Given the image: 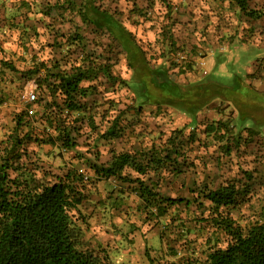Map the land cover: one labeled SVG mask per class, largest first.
Returning a JSON list of instances; mask_svg holds the SVG:
<instances>
[{"label": "rangeland", "instance_id": "1", "mask_svg": "<svg viewBox=\"0 0 264 264\" xmlns=\"http://www.w3.org/2000/svg\"><path fill=\"white\" fill-rule=\"evenodd\" d=\"M57 1L14 0L13 12L26 26L34 28L26 34L23 56L19 57L25 65L19 72L14 68L19 75L11 83L18 82L19 87L10 92L12 104L3 103L14 106L19 90L31 80L40 89L43 102L32 123L20 130L43 136L44 112H51L70 128L76 146L69 151L45 142L46 138H31L24 148L30 158L29 168L38 179L52 181L71 168L83 175L84 198L77 220L82 238L90 246L104 248L114 264H150L146 251L156 261L173 260L170 247L181 249V228L188 227L192 233L198 230L195 223L204 224L207 216V211H201L193 200L198 199L204 187L215 189L227 182L249 185L246 197L227 212L241 226L255 221L258 213L264 211V19H250L221 0H168V14L160 1L149 7L145 0H94L110 19L96 16L94 23L88 24ZM263 2L250 0L248 7L258 9ZM143 9L149 12L148 20L137 15ZM111 18L119 26L112 24ZM141 51L148 67L163 68L180 90L183 85L210 77L221 83L239 77L244 87L227 89L192 123L173 107L158 106L162 92L151 89L152 98L148 101L139 104L136 100L134 77L150 80L144 68L138 74L130 69ZM208 57L213 65L210 70L200 64ZM75 63L104 64L109 76L100 74L92 82H82L87 92L81 99V112H61L55 105L47 110L52 101H60L46 97L50 79H45L43 67L54 72V65H58L68 71ZM29 71L33 72L31 78L27 77ZM158 76L165 80L162 71ZM168 90L164 91L167 95L171 94ZM117 115L123 129L120 136L100 139ZM11 117L13 113H0V142L15 133ZM239 120H244L243 126L248 128L239 131L240 146L233 148L229 156L224 155L212 135L205 133V127L221 121L226 131L237 133ZM176 130L185 137L190 132L197 135L198 140L191 145L181 138L186 164L176 169L166 166L142 178L159 195L182 199L169 209L164 220H154L146 214L129 179H99L89 168L107 166L115 153L157 149Z\"/></svg>", "mask_w": 264, "mask_h": 264}, {"label": "trees", "instance_id": "2", "mask_svg": "<svg viewBox=\"0 0 264 264\" xmlns=\"http://www.w3.org/2000/svg\"><path fill=\"white\" fill-rule=\"evenodd\" d=\"M75 1L58 0L56 4L61 3L63 6L65 4L66 8H70V14L79 16L83 23L93 24L96 16L105 15L104 18L110 19V15L99 10L94 0H78L80 4H75ZM145 1L149 7L152 3L160 1L167 9L166 14L169 13L168 0ZM221 1L235 6L250 19L264 18V2L258 9H250L248 7L250 0ZM148 14L147 9L137 12V15L144 20H148ZM111 23L119 26V23L112 18ZM0 63L11 68L3 61ZM147 64L145 53L141 51L139 60L130 67L134 74H138L144 68L145 76L150 79L147 82L145 77H134L132 88L139 104L152 98L150 90L154 89L158 93L162 92L160 96L162 100L157 101L158 106L165 104L173 107L188 116L192 123L195 122L196 114L200 110L207 107L214 99L221 98L227 89L237 90L244 87L239 77L231 79L229 83H221L210 77L183 85L180 90V85L171 82L163 68H151ZM43 68L45 79L47 77L50 79L46 85L48 91L46 97L53 96L54 100L60 101V103L52 101L53 103L51 102L46 109L55 105L58 111L67 113H79L83 110L81 99L85 97L87 88L81 85L82 82H92L100 74L109 76L108 67L101 63L97 65L75 63L68 71L60 69L58 65H54L56 68L54 72L49 71L47 67ZM160 71L165 79L163 81L158 76ZM32 74L29 72L27 77L31 78ZM166 89H169L171 94L167 95L164 92ZM176 89L179 91L174 95ZM38 90L40 94V89ZM39 100L43 102V97L40 95ZM43 114L44 119L43 115L41 117L43 136L21 131L20 127L32 122L29 120L23 123L20 113L13 120L15 133L0 142V264H114L104 248L90 246L82 238L77 226L79 206L84 198L83 175L71 168L65 170L62 175L55 176L52 181H46L38 179L34 170L29 168L27 161L30 158L26 156L24 145L31 138L35 141L46 138L45 142L58 145L64 151L76 146L65 121H60L51 112ZM119 120V115L111 120L110 125L100 134V139L110 140L119 137L123 131ZM244 120H239L236 124L237 133L226 131L221 121L206 125L205 133L211 134L224 155L229 156L233 148L240 146L239 131L248 128L243 126ZM54 133L56 135L53 137ZM196 136L194 132H190L185 137L181 130L172 131L167 141L157 149L115 153L107 166L90 165L89 168L99 179L111 177L129 179V183L135 185V193L146 214L154 220H164L169 209L179 205L182 199L159 195L152 186L145 184L142 178H147L150 173L166 166L176 169L180 164H186V156L181 151L184 147L181 138H185L186 144L191 145L198 140ZM191 137L194 140L189 141ZM126 171V175L122 177ZM130 172L135 174L133 178L130 177ZM248 186L227 182L215 189L204 187L198 199L193 200L200 206L201 211H207V216L203 219L204 224L195 223L194 226H198V230L192 233L189 232L188 227L181 228L182 241L179 245L181 251L170 247V257L173 260L156 261L146 251L148 262L150 264H264V211H260L257 219L245 226L239 225L227 212L228 208L235 207L246 197L249 192ZM179 252L184 253L179 256Z\"/></svg>", "mask_w": 264, "mask_h": 264}, {"label": "crops", "instance_id": "3", "mask_svg": "<svg viewBox=\"0 0 264 264\" xmlns=\"http://www.w3.org/2000/svg\"><path fill=\"white\" fill-rule=\"evenodd\" d=\"M13 5L14 0H0V61H3L11 67L9 68L8 66H4L0 63V73H2L0 78V82H2V86L0 85V101L2 102L0 104V113L3 114V116L9 113L11 115V113H13V117H11L12 121L16 117L13 106L3 104V102L7 101L8 103L12 104L13 99L10 97V92H13L16 88H18L19 83L11 82L15 80L16 75H19L18 72L21 70L20 68L25 65L24 62L19 61V57L20 55L23 56V46L26 40V34H28L29 31L34 28L32 26H26V24L23 23L22 18L13 12V10H15ZM212 66L211 59L209 57L206 58V61L204 62V68L206 70H210ZM14 68L18 72H15ZM216 99L211 101V103L215 102ZM206 108L207 107H204L203 109ZM202 110H200L198 113H200Z\"/></svg>", "mask_w": 264, "mask_h": 264}, {"label": "built area", "instance_id": "4", "mask_svg": "<svg viewBox=\"0 0 264 264\" xmlns=\"http://www.w3.org/2000/svg\"><path fill=\"white\" fill-rule=\"evenodd\" d=\"M200 64L204 67V62ZM203 73L206 74V71L204 70ZM38 91V88L30 80L25 82V85L19 90L16 96V103L13 109L15 116L20 113L22 114L23 123L29 120L32 121L38 114V108L41 104Z\"/></svg>", "mask_w": 264, "mask_h": 264}]
</instances>
